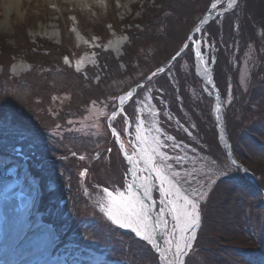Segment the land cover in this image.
Segmentation results:
<instances>
[{
  "label": "rangeland",
  "instance_id": "1",
  "mask_svg": "<svg viewBox=\"0 0 264 264\" xmlns=\"http://www.w3.org/2000/svg\"><path fill=\"white\" fill-rule=\"evenodd\" d=\"M156 1L164 3L167 0ZM151 2L153 0H149V4ZM180 2L191 7L189 9L197 4L201 6V1L196 3L193 0H171L174 8ZM203 2L206 1L202 0ZM226 2L227 0H221L217 11L224 9ZM254 2H256V6L260 7L259 3H263V0H239V7L235 8L237 11L235 14L227 11L218 21L214 20L213 25L217 26L218 31H220L219 34L223 35L224 29L227 28V31L232 29L229 36L234 37V29L240 27L242 17L251 23L257 13L253 9L252 3ZM146 3L147 0H71L69 2L61 0H24V3L18 9H9L8 7L5 9V5L8 4L0 1V46L14 53L9 61V65H11L10 76L12 78L23 77L31 70L32 62L29 59H32L33 56L25 53V46L33 47L39 42L60 47L59 51L64 49L68 54H63L60 59L45 60V63L52 67L55 66L56 61L58 63L62 62L63 68L66 67L76 72L82 71L86 67L95 68L97 66L94 53L97 49L111 53L114 59L120 57L123 50L129 47V45L124 46L128 44V37L123 32L124 28L120 26V22L130 15L133 16V19H139L140 17L142 19L143 10L137 11L134 15L133 10L136 6L140 8L142 5L143 7L146 6ZM191 13L193 12L191 11ZM164 23L160 25H164ZM252 27L254 28L252 35L255 38V42L252 41L254 45L252 47L250 45L245 46V41L228 39L227 44L224 38L219 40V47L223 49L224 55L223 65L226 56L227 65L231 69H236V67L243 69L242 71L239 70V83L237 85L243 96L239 98L240 101H230L232 92L229 89L227 100L224 101L225 106H229V108H226V112L229 113L231 109L233 110L232 113H229L231 116L234 115V112H237V107L242 108V103L244 107H248L247 101L243 99L251 85L252 87L254 85L257 89L263 87L264 90V30L260 28L259 24L254 23ZM257 41L260 44H256ZM225 45L228 53H226L227 50H224L223 46ZM238 50L241 58L234 59ZM211 52L209 64L213 68L221 49L214 46ZM37 55L38 57L32 60L39 62L43 58L38 52ZM3 61L0 57V65ZM238 61H240V65H237L236 62ZM191 62V65L190 63H180V65L174 66V69L167 67V71L162 75L166 74L169 81L168 86L165 83H163V86L157 84L154 87L146 84L144 88L137 90L133 100L128 101L124 106L125 114L131 122V128L127 133L124 132L123 116H118L115 121L109 120L108 117L116 108L118 97L124 95L130 89V85L124 87L128 80H126L127 82L119 79L111 80L110 84L113 88H115L116 81V86H123L126 90L120 89V91L117 90L110 94L112 91L110 86L108 89L109 94L100 95L98 100L81 108V112L79 108L67 109L71 116L65 120L61 127L60 124L55 122L58 119L63 120L64 104H61V102L59 105H54L56 110L54 109L53 113L46 115L47 120L43 119L42 115H35V118L29 120L30 127L33 130H26L20 136L26 139L40 134L41 137H39L38 143L33 142L27 148H24L23 145H17L15 131H21L15 129V118L12 119L10 113L6 112L5 107L0 108V169L12 162L16 164L17 168L22 169L19 180L23 187L20 192L26 194L27 198H32L30 207L32 211H30L36 223L34 227L37 229L46 227V231L43 232H47V239H41L42 241L46 240L44 252L30 260L29 264H100L103 260L105 263H109L103 257L107 256V259L110 260V255L111 258H116L115 255L122 254H126L129 261L125 263L123 260L117 259L113 264H130L133 260L134 264H155L156 259V264H159V256L155 249L136 237L130 230L112 225L103 216L99 208V202L103 198V187L108 186L111 190L112 188H120L122 184L130 181L127 173L128 164L111 134L112 128L108 125L111 124L120 133V139L122 138L121 140L124 141L125 149L131 152L129 141L134 140L135 137L134 121L137 107L135 101H142L145 95L152 97L151 105L159 114L156 117L159 121V127L166 135L172 136L175 142L181 145V148L173 149L172 141H169L164 150L171 156L177 154L188 156L185 169L192 172L195 177L193 186L206 194V200L201 203V212H205L206 215L214 213L212 209V201L214 200L210 199L209 201V196L220 179L233 172L234 165L230 163L228 153L225 151L221 140H219L217 124L212 122L215 108L214 95L200 79L195 77L196 61L193 60V54ZM118 67L121 71L125 70L124 66L118 65ZM78 68L79 71H77ZM225 68L227 67L223 66V69ZM257 69H259V73L253 79L255 74L252 76V71ZM63 76L64 73L59 72L56 83H59ZM3 78L0 79V106L1 104H11L10 99L15 95L23 97L21 89L15 87L12 88L13 90H9L7 80H3ZM34 78L32 76V80ZM95 79L94 84L98 81V77ZM43 85L47 90L53 89L52 93L58 92L53 87L55 83L51 81L45 82ZM27 90L28 93L32 91L31 88ZM163 94L175 99L179 117H173L174 112L171 111ZM78 96L79 91L76 90L75 97ZM220 98L223 100L222 97ZM13 101L15 103V98ZM66 102L69 103L70 100H66ZM65 106H67L66 103ZM12 113L15 115L14 110ZM72 113L81 115V117L72 119L76 116H73ZM21 114L22 110L18 109V116L20 115L19 117L23 118ZM241 115L242 112H240ZM235 116V121H237V113H235ZM143 118L146 124H150L153 119L147 114ZM69 121H72V123L69 124ZM41 123L55 124L50 126L51 129L46 132ZM211 127H214L216 131L217 143L214 147H211V137L209 136ZM248 144L250 147L249 142ZM185 145L187 146L186 149L183 147ZM17 147L21 148V156H17ZM257 148L254 152H251L252 155H260ZM56 149H58L55 152L57 155L52 153ZM241 151L243 152L242 147H240ZM261 154L264 156L263 153ZM81 156L85 159L81 160L79 158ZM39 159L43 162L40 163ZM193 159L197 161L195 166L191 163ZM29 161L31 162V168L40 172L27 171L25 166ZM58 168L60 169L58 170ZM81 172L86 174L81 176ZM235 183L220 184L217 194L221 195V192L225 193L226 191L231 193L228 199L235 203L236 207L232 208V220L228 221V216L224 219L235 229L238 228V222H240L239 226L245 225L246 230H243V233L248 243L244 245L241 242L242 247L230 250L223 248L218 259H227V253L232 251L233 256L231 258L234 264H258L259 262L264 264L262 263L264 257H259V255H263L264 250V207H262L264 204V191L262 189L264 180L261 182L259 178L254 177L251 182L260 191H258L259 194L261 193L259 195L255 190L263 201L261 206L258 205V199L252 198ZM183 187L191 191L189 185L184 184ZM237 190L240 192H237ZM38 191L43 195L44 203L39 202ZM40 197L42 198L41 195ZM153 197L157 201V206H159L158 192L154 191ZM7 201L15 204L16 211L18 208L20 209L13 197ZM38 203L42 204V207H39L40 209H38ZM16 211L15 215L19 214L21 218L20 213L23 211L18 210V213ZM22 214H26V212ZM24 225L23 228L27 227L26 222ZM170 229L171 223L169 224ZM207 230L208 228H204L200 233L199 241L203 242L204 239L201 236ZM118 233V237H124L127 241L121 242L119 248H116L107 239L109 241L111 239L112 242L115 241V234ZM165 235L161 236L162 248L165 247ZM104 239L108 243L106 256L104 251L101 250L105 245ZM231 243L230 247L241 246ZM61 244H70L71 246L61 248L59 246ZM140 255H143L144 262L140 261ZM192 256L193 251L190 250L182 259L186 264H189L190 262H187V259ZM227 260L231 262L229 258ZM190 264H196V261Z\"/></svg>",
  "mask_w": 264,
  "mask_h": 264
},
{
  "label": "trees",
  "instance_id": "2",
  "mask_svg": "<svg viewBox=\"0 0 264 264\" xmlns=\"http://www.w3.org/2000/svg\"><path fill=\"white\" fill-rule=\"evenodd\" d=\"M193 1H195L196 3H200L201 1V6L197 4L193 6L192 9H189L191 7L185 6V4H182L180 2L178 3V6L174 8L171 0H167L164 3L153 0L151 4H149V0H147L146 6L143 7L142 5L141 8L139 6H136L133 10V15L137 13V11L140 12L141 10H143L142 19H140L141 17L139 19H133V16L130 15L120 22V26L124 28L123 32H125L128 36L129 43L126 45H129V47H126L123 50L122 56L118 57V59H114L111 53L96 50L97 61L99 63V71L94 68H87L83 74H79L75 73L73 70L67 69L66 67L63 68V66L61 65L62 62L58 63L57 61L54 63L55 66L51 67L50 65L45 63V60H56L58 58L60 59L63 54L68 55L66 54V50L64 51V49H62L59 51L60 47L58 48L51 45H45L41 42L37 43L33 47L26 45L25 48L27 52L33 56L32 59L38 57L37 52L40 54V56H42L41 58L43 59H41L39 62L29 59L32 62V71L24 77H21L20 79H15L14 83L7 84L9 90H13L12 88L15 87L21 89V94L23 95V97L15 95V97H12V99H10L11 104H1L0 106V108H6V112L10 113L12 119L15 118V129H19V131H21H15L17 145H23L24 148H27V146L33 144V142H39V137H41L40 134H36L31 138L26 139L20 136V134H22V132H26V130H33L31 129L32 127H30L29 120L31 118H35V115H42V118L47 120L48 117L46 115L49 113H53V110L55 109L54 105H59L61 102V104H64V114L62 115L63 120L61 121V119H58L57 121H55L60 124L61 127L65 120L71 116V113L68 112L67 109L79 108L81 112V108L98 100V98H100V95L109 94L108 89L110 86L112 87V84H110L111 80H128V82L126 81L127 84L124 87H129L130 85L131 88L138 81H141L151 72L165 64L178 51V49L187 39L193 27L198 23V21L209 8V5L213 2V0H205L206 2L203 3L202 0ZM259 5L260 7L258 10H255L257 13L251 23L243 17L240 20L241 28L251 29L250 31L252 37H248L251 41L254 42L255 38H253L254 36L252 35V30L254 28L252 27V25L254 23L259 24L260 28L264 30V27H262V25H264V0L263 3H259ZM256 8H258V6H256ZM191 11L193 13H191ZM165 13L167 14L164 15ZM215 21H218V19H216ZM162 23H164V25H160ZM206 29H208L209 31H207ZM203 30L204 31L202 32L201 38H205V36L209 33L216 34L217 38H219L220 36V31H218L217 26L213 25L212 22ZM229 32L230 30L227 31V28H225L224 34L222 35L226 42L229 39ZM217 43L219 44V41H217ZM256 44L260 43L257 41ZM226 45L223 46L224 50H227ZM218 48L221 49V53H219V55L217 56L216 64L212 68L213 75L216 79V84L221 89L223 96H225L226 86L229 82L231 84L230 87L232 95L234 96L232 100H234L235 102L240 101L239 98L243 95L241 94L239 86L237 87L239 79V68L236 67V69H231L227 65L228 63L226 56L225 64L223 65V49L219 47V45ZM226 53H228V50ZM13 54V52L8 51L5 47L0 46V57L2 58V60H4L0 66L3 69V73L5 76H7V74L5 73L8 70L9 61L12 59ZM192 54V52L186 51L180 59L175 61L176 63L173 64V67L178 63H181V61L184 62L183 64H185L187 61V63H190L191 65ZM239 56L240 55L238 50L237 55L234 59H238ZM236 63L237 65H240V61ZM120 64L125 67V70H120V68L118 67V65ZM223 66L227 68L223 69ZM258 70L259 69L252 71V76L255 74L253 79L256 77V74L259 73ZM59 72H63L64 76L59 83H56V77L57 75H59ZM32 76L35 77L33 80ZM98 76L99 79L94 84V79ZM1 78L3 77H0V79ZM50 81L55 83L53 87L56 88L58 92L52 93L53 89H45L43 84ZM116 83L117 82L115 81V88L112 87V91L110 94L114 93L117 90L120 91V89L126 90L123 86H116ZM163 83H165L167 86L169 85L166 74L156 76L147 83V86L153 85L154 87L157 86V84L163 86ZM29 88H31L32 90L30 93L27 92V89ZM76 90L79 91L78 97H75ZM163 96L166 97L165 99H167L171 111L175 112V110H177V103L175 99L169 95L163 94ZM159 97L161 98V96ZM14 98L15 103L13 101ZM66 100H70V102L67 103ZM243 100L247 101L248 107H244L242 103V108L237 107V112H234V115H229V113L233 112L232 109L229 113L226 112L225 123L227 126V134L231 143V151L235 159L240 161L242 166H244L251 174H253L254 177H256L257 179L259 178V180L262 182L264 180V156H262L261 154H264L263 87L257 89L254 85L253 87L251 85ZM52 101L53 104L51 103ZM65 103L67 104V106H65ZM18 109L22 110L21 115L23 116V118H20V115L18 116ZM13 110L15 112V115H13L12 113ZM240 112H242L241 116ZM235 113H237V121H235ZM72 115L74 116L76 114L72 113ZM79 117H81V115H76L72 119H76ZM41 124L43 127H45L44 129L47 132L51 129L50 126L54 125L55 123ZM209 136L211 137V147L216 146V131L214 127H211V134ZM248 142L250 143V147ZM240 147L243 148L244 153L242 151L240 152ZM256 148L257 152H260V155L251 154V152H254ZM56 151H58V149L52 151V153L57 155V153H55ZM38 161L40 163L43 162L40 159ZM71 161H73V159H71ZM59 169L60 168H58V170ZM234 182H236L235 184H237L238 187L243 188L245 193L251 195L252 198L255 197V199H258V205L261 206L263 204L261 197H259V195L261 194H259L260 191L256 189L255 186H253V183H251L250 180L247 177L243 176L238 170L234 169V171L231 172L230 175L223 177L213 188L212 193L209 196V201L210 199L214 200L212 201V209L214 210V213L206 215L205 212H201L200 228L197 234L196 241L192 248L193 256L188 258L187 262L192 263L196 261V264H234L233 259L231 258V256H233L232 251H229L226 255L227 259L229 258L231 262H229L227 259H218L222 252V249L226 248L230 250L232 248L242 247L241 242L244 245L248 243L247 239L244 238L243 233V230H246L245 225L239 226L240 222H238V228L236 227L235 229L231 227L232 225L228 222L232 220V208L236 207L235 203L228 199V197L231 196V193L226 191L225 193L221 192V195L217 194L220 184L224 185ZM262 189L264 191L263 186ZM255 190L257 192L259 191V195ZM237 192L240 191L237 190ZM227 216L228 221L224 219V217ZM204 228H208V230L201 236V238L204 239L202 242L199 241V237ZM118 236L119 233L115 234V241L113 242L111 239L110 241L109 239H107L108 242H111V245L116 248H119V246L124 243L125 240L127 241V239H125L124 237ZM231 242L235 243V245L241 246L230 247L232 245ZM104 244L105 245L101 250L104 251L106 256L108 253L106 249L108 248V243L105 239ZM59 246L62 248L71 245L61 244ZM115 257L116 258H111L110 255V260L107 259V256L103 257L107 262H109L105 264H113L117 259L123 260L125 263L126 261H129L126 258V254L115 255ZM259 257H264V250L263 255H259ZM139 259L141 262H144L143 255H140ZM156 263L157 259L155 261V264ZM262 263H264V259ZM130 264H134V260ZM258 264L261 263L259 262Z\"/></svg>",
  "mask_w": 264,
  "mask_h": 264
},
{
  "label": "snow or ice",
  "instance_id": "3",
  "mask_svg": "<svg viewBox=\"0 0 264 264\" xmlns=\"http://www.w3.org/2000/svg\"><path fill=\"white\" fill-rule=\"evenodd\" d=\"M220 3L221 0H214L210 8L216 10ZM227 7L238 8L239 0H227ZM223 15L224 13L218 12L215 19ZM211 17L212 13L209 12V18ZM209 18H202L201 24L209 25ZM212 23L214 24V20ZM196 31L202 33L204 30L197 28ZM204 44L208 47L213 46L208 41L193 39L192 44H184L182 47L186 51L194 52L196 59L203 67L204 76L208 77L209 61L201 50ZM180 55L182 53L177 52L172 59L175 60ZM164 71V68H158L147 79L151 80ZM206 82L213 83L211 78H208ZM139 87L143 88L144 85H139ZM135 96L136 93L130 90L119 96L116 108L108 117L109 120L115 121L118 116H123L125 133L131 128V122L125 114L124 106ZM151 99L150 95H145L142 101H135L137 105L134 121L135 137L134 140L129 141L131 152L125 149L120 133L112 128V135L116 138V143L120 145V151L129 165L127 173L131 179L122 184L120 188L110 190L108 186L103 187V198L99 202V208L112 225L130 230L136 237L155 249L159 256V264H185L182 258L189 253L196 240L201 221V203L206 200V194L193 186L195 177L192 172L185 169L188 156L186 154L171 156L164 150L169 141H172L173 149L181 148V145L159 127V121L156 119L159 114L151 105ZM215 111L219 113L220 107L218 106ZM145 114L153 118L150 124H146L143 118ZM219 119L220 117L217 116V121ZM68 123L71 124L72 121ZM108 126L112 127L111 124ZM183 147L187 148L186 145ZM79 158L85 159L83 156ZM191 163L195 166L197 161L193 159ZM85 174L81 172V176ZM184 184L189 185L191 191L184 188ZM154 191L159 194V206L153 197ZM170 223L171 229L169 230ZM158 233L166 234L163 248L157 241Z\"/></svg>",
  "mask_w": 264,
  "mask_h": 264
},
{
  "label": "bare ground",
  "instance_id": "4",
  "mask_svg": "<svg viewBox=\"0 0 264 264\" xmlns=\"http://www.w3.org/2000/svg\"><path fill=\"white\" fill-rule=\"evenodd\" d=\"M0 1L8 4V5H5L6 6L5 9L7 7L9 9H13V8L18 9V8H20L21 4L24 3V0H0ZM61 1L69 2L71 0H61ZM213 2H214V0H213ZM252 4H253V9H255V10L259 9V7L256 8V2H254ZM225 5H227V4H225ZM217 10L218 9L212 10L211 8H209V10L207 9V11L204 13L203 16H209V12H211L212 17H213L214 13L219 12ZM220 11H223V9ZM229 11L231 14H233V13L235 14V12H237L236 9H230V8H229ZM193 30L194 29H192L191 31H193ZM206 30L209 31L208 29H206ZM250 30H251L250 28L243 29L241 27H236V29H234V37L229 36V39L238 40V41H245L246 42L245 46L250 45L252 47L254 45L252 44V41L248 37V36H251ZM231 31H232V29L230 30V32ZM253 31H254V29L252 30V32ZM191 35L192 36L188 35V37H187V38H189V41H188V39H186L182 45L192 44L193 39H195V40L208 41L209 43H211V45L213 44L212 47H214V46L217 47L219 45L217 43V41L224 38V37H222V35H220L219 38H217L216 34H214V33L207 34L205 36V38L204 37L201 38L202 33H198V32H196L195 35H193V33ZM195 36H196V38H195ZM182 45L177 51V52L182 53V55L177 57V59L172 60L170 62V64H167V65H170L168 67H171L172 69H174L173 64L176 63L175 61L180 59L185 54L186 50L182 47ZM212 47H208L206 44L201 46L202 54L206 57V59H208V61L210 58L209 55H212V52H211ZM103 52H107V51H103ZM176 53H175V55H176ZM240 58L241 57L239 56L238 59H240ZM193 60L197 61V64L195 63V68H196V71L194 74L195 77L197 79H200L204 83V85L213 93V95L215 94V95L219 96V98L215 99L214 118L212 119V122L213 123L215 122V124H222L223 128L227 131V126H226V123L224 124V121H225V116H226V108H229V106L228 105L225 106L224 101H225V99L227 100L228 91H229V89H231V87H230L231 84L229 82L227 83L226 94H225V96H223L221 89L216 84V79H215L214 75L212 74L213 72L211 71V67H210L209 63H208V67L210 69V72H209L208 77H205L203 74V67L200 65V63L196 59L195 55L193 56ZM183 63L184 62L181 61V64H183ZM186 63H187V61H186ZM178 65H180V63H178L176 66H178ZM165 66L162 65L161 68H165ZM239 67H241V66H239ZM239 70L242 71L243 69L239 68ZM159 75H157V76H159ZM208 78L212 79V81H213L212 84H208L206 82ZM220 97H222L223 100ZM230 97H231L230 101H234V100H232L234 97L232 94H230ZM48 101H50V100H48ZM51 103L53 104V101ZM236 105L237 104H235V106ZM218 106L220 107L219 113H217L215 111V109ZM224 106H225V108H224ZM176 108L178 109L177 106H176ZM222 111H223V114H222ZM172 115H173V117H176L178 115V110H175V112ZM217 116L220 117L219 121H217ZM227 135L228 134L226 132L220 133V135H219V138L222 142L223 147L226 144H228V147H229L230 139ZM229 153H230V157L232 158V160L235 161V159L231 153V150L229 151ZM128 167H129V165H128ZM130 179H131V177L129 178V180ZM31 203H32V198L30 199V197H29L28 208L22 212V213L26 212V214L20 213L22 215V216L20 215L21 216V218H20L19 214H17L18 216L15 215V211H16L15 207H14L15 204H13V202L9 203L7 200H4V199L2 200L1 208H0L1 213H2L1 219H0V264H29L30 260H33L39 254L44 252L46 240L42 241L41 239H45V238L47 239V232H43V231H46V227H41L39 229L34 227V225L36 223L34 222V219H33L32 213H31V211H32L31 210L32 208L30 209ZM18 210H19V208L17 209V211ZM17 211H16V213H18ZM28 211H30V212H28ZM154 214H155V212H154ZM25 222L27 224V227L23 228L25 226L24 225ZM161 236L162 235L158 233L157 241L160 244V246H161Z\"/></svg>",
  "mask_w": 264,
  "mask_h": 264
},
{
  "label": "water",
  "instance_id": "5",
  "mask_svg": "<svg viewBox=\"0 0 264 264\" xmlns=\"http://www.w3.org/2000/svg\"><path fill=\"white\" fill-rule=\"evenodd\" d=\"M227 11H229V8L226 5V7L223 9V11H219V12L220 13H224V12H227ZM217 13L218 12L214 13L213 14V17ZM213 17L209 18V16H205V18H209L210 20ZM204 25L205 24H201V22H199L198 25L192 31V33L197 32L196 29L197 28H202ZM190 36H192V35H190ZM188 41H189V38H188ZM172 60L173 59H171L168 64H170V62ZM196 64H197V61H196ZM143 83H144V81L141 82L139 85H142ZM139 85H137V86H139ZM134 90H135V88L132 89L131 91L134 92ZM217 98H219V96H217V95L214 94V99H217ZM217 128H218L219 134L225 132L222 124H217ZM226 150H227L229 159L233 163V160L230 157L228 144H226ZM19 172H20V170L17 171L14 167L13 168L12 167H10V168L7 167V168H4V169H0V208H1L2 200L3 199L4 200H7V199H9L11 197H13L15 199V201H17L18 207H20L21 210H23L26 207V204L28 203V200H27V198H26L25 195L19 193V189L21 187L20 182L18 180V174H19ZM244 173H246V172L244 171ZM249 177H250L251 180L253 179L251 176H249ZM1 214L2 213H1V209H0V219H1Z\"/></svg>",
  "mask_w": 264,
  "mask_h": 264
}]
</instances>
